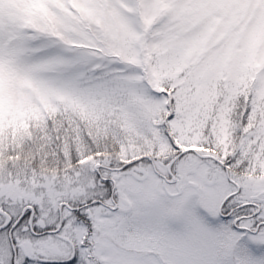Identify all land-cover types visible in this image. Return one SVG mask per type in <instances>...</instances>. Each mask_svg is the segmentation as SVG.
I'll use <instances>...</instances> for the list:
<instances>
[{
	"label": "snow or ice",
	"instance_id": "obj_1",
	"mask_svg": "<svg viewBox=\"0 0 264 264\" xmlns=\"http://www.w3.org/2000/svg\"><path fill=\"white\" fill-rule=\"evenodd\" d=\"M0 264H264V0H0Z\"/></svg>",
	"mask_w": 264,
	"mask_h": 264
}]
</instances>
